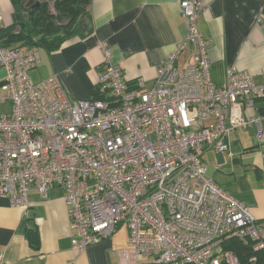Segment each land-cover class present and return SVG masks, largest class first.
Segmentation results:
<instances>
[{"label":"built area","instance_id":"obj_1","mask_svg":"<svg viewBox=\"0 0 264 264\" xmlns=\"http://www.w3.org/2000/svg\"><path fill=\"white\" fill-rule=\"evenodd\" d=\"M201 7L180 1L184 39L148 86L124 79L100 42L99 98L70 97L57 75L32 80L35 48L0 44V101L11 102L0 115V197L25 210L32 186L41 194L61 187L76 250L125 224L120 264H241L226 247L234 239L264 249L251 211L215 184L203 160L208 150L227 152L236 129L254 125L262 137L245 110L264 97V81L230 67L223 82H212ZM187 44L192 64L178 69Z\"/></svg>","mask_w":264,"mask_h":264},{"label":"crops","instance_id":"obj_2","mask_svg":"<svg viewBox=\"0 0 264 264\" xmlns=\"http://www.w3.org/2000/svg\"><path fill=\"white\" fill-rule=\"evenodd\" d=\"M180 1L89 0L85 31L53 51L34 47L37 63L28 74L34 81L57 75L70 97L92 98L102 70L99 43L104 42L123 78L141 79L148 86L157 66L184 39ZM201 2L197 27L207 42L212 82H223L230 67L248 72L256 83L263 82L264 0ZM12 13V1L0 0V26L11 24ZM192 54L193 47L187 44L178 56V69L192 64ZM3 80L0 66V87ZM10 109L11 102L0 101V115ZM245 114L258 118L262 137L256 136L254 125L236 129L227 136V152L208 150L203 160L207 175L242 202L264 232V97L255 99ZM63 197L64 191L57 185L45 194L32 186L25 210L11 205L7 197H0V264H120L115 250L127 246L125 224L100 242L76 250ZM32 232L33 238L29 235Z\"/></svg>","mask_w":264,"mask_h":264},{"label":"trees","instance_id":"obj_3","mask_svg":"<svg viewBox=\"0 0 264 264\" xmlns=\"http://www.w3.org/2000/svg\"><path fill=\"white\" fill-rule=\"evenodd\" d=\"M13 5L12 22L6 27L0 26V44L10 47H40L53 51L74 35H81L78 26L88 18L89 0H41L23 6V0H11ZM18 15V18H16ZM264 17V8L262 9ZM133 83V81H130ZM102 97L95 91L94 98ZM31 237H34L32 232ZM239 258L241 264H264V249L252 250L240 240H232L227 246Z\"/></svg>","mask_w":264,"mask_h":264},{"label":"rangeland","instance_id":"obj_4","mask_svg":"<svg viewBox=\"0 0 264 264\" xmlns=\"http://www.w3.org/2000/svg\"><path fill=\"white\" fill-rule=\"evenodd\" d=\"M37 1H39V0H23L22 5H23V6L31 5V4H33V3L37 2ZM51 3H52L51 0L48 1V4H49V7H50V10H51ZM4 106H6V108L8 109V103H6ZM260 234H261V236L264 238V232H262V231L260 230Z\"/></svg>","mask_w":264,"mask_h":264},{"label":"water","instance_id":"obj_5","mask_svg":"<svg viewBox=\"0 0 264 264\" xmlns=\"http://www.w3.org/2000/svg\"><path fill=\"white\" fill-rule=\"evenodd\" d=\"M40 1H41V0L35 2L34 6H38ZM16 18H18V15H16ZM78 29H79V30H83V31L86 29V26L84 25L83 22H81V23L79 24Z\"/></svg>","mask_w":264,"mask_h":264}]
</instances>
